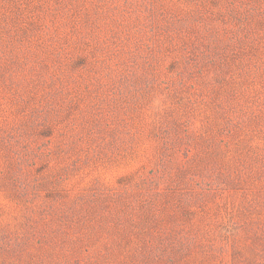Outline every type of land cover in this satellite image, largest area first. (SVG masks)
Instances as JSON below:
<instances>
[{
    "label": "rangeland",
    "instance_id": "1",
    "mask_svg": "<svg viewBox=\"0 0 264 264\" xmlns=\"http://www.w3.org/2000/svg\"><path fill=\"white\" fill-rule=\"evenodd\" d=\"M0 264H264V0H0Z\"/></svg>",
    "mask_w": 264,
    "mask_h": 264
}]
</instances>
